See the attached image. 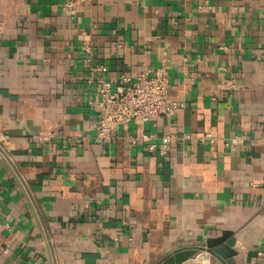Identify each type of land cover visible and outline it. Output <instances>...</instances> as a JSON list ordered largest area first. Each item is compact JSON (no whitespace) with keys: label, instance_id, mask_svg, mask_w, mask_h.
<instances>
[{"label":"crops","instance_id":"obj_1","mask_svg":"<svg viewBox=\"0 0 264 264\" xmlns=\"http://www.w3.org/2000/svg\"><path fill=\"white\" fill-rule=\"evenodd\" d=\"M65 1L0 0V264H159L224 232L209 264H264V0ZM163 63L176 114L99 138L97 67Z\"/></svg>","mask_w":264,"mask_h":264},{"label":"built area","instance_id":"obj_2","mask_svg":"<svg viewBox=\"0 0 264 264\" xmlns=\"http://www.w3.org/2000/svg\"><path fill=\"white\" fill-rule=\"evenodd\" d=\"M83 0H66L62 10L72 14L76 11L77 5ZM89 50V46L86 47ZM108 67L99 65L96 69V77L92 83H96L94 97L88 101L90 107L97 112L96 131L99 138H112L116 135L119 126L127 127L131 121L147 122L152 118L173 116L178 110V104L171 100L169 95V80L164 63L153 72L149 67H144L135 75L124 74L116 84L107 77ZM234 86V83L227 82L219 85V89ZM213 99L216 94L213 93ZM190 135L183 133L182 136L175 133L164 134L154 138L148 133L132 137L130 142L146 144L147 148L159 155L166 156L169 153L171 144ZM214 141L215 136L207 132L200 136L201 141ZM5 135L0 130V151L4 154ZM246 141L245 135H234L225 139V145L230 150H237ZM264 258L262 251L257 252Z\"/></svg>","mask_w":264,"mask_h":264},{"label":"water","instance_id":"obj_3","mask_svg":"<svg viewBox=\"0 0 264 264\" xmlns=\"http://www.w3.org/2000/svg\"><path fill=\"white\" fill-rule=\"evenodd\" d=\"M230 232H224L217 238H209L206 240L205 247L185 248L167 256L159 264H209L210 255L218 254L223 258H228L235 254L230 244Z\"/></svg>","mask_w":264,"mask_h":264}]
</instances>
